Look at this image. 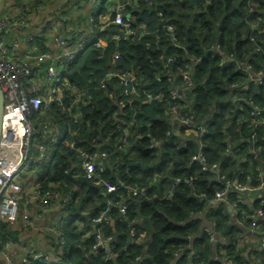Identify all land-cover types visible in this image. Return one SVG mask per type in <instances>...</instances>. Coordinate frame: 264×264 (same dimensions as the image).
Segmentation results:
<instances>
[{"label":"trees","instance_id":"1","mask_svg":"<svg viewBox=\"0 0 264 264\" xmlns=\"http://www.w3.org/2000/svg\"><path fill=\"white\" fill-rule=\"evenodd\" d=\"M132 5V26L145 22L147 33H140L134 41L123 36L122 26H106L101 34L102 46L91 49L78 61L69 77L70 85L83 91L82 97L71 103L74 98L69 99L70 94L65 92L63 103L72 104L69 113L62 111L57 103L51 104L57 113L55 121L69 127L71 135L60 147L53 171L44 180L46 184L41 185L47 188L51 181H58L64 186H80L79 192H83L84 198L90 200L96 195L100 201L97 213L109 208L107 198L113 202L124 198L128 202L127 219L119 220L116 216L114 223L103 225L102 232L108 236L113 228L124 229L134 224L140 229L137 240L127 242L124 239V243L110 241L107 252L113 258L102 264H130L136 255L144 257L142 264H171L173 260V264H190L184 254L174 252L187 242L185 237L193 229L187 222L188 218L199 213L215 221L217 233L226 237L228 243L217 250L218 257L212 259L211 243L206 232L202 231L195 239L199 243L195 252H199L200 258L194 264H222L223 253L233 256L238 264H250L243 254L245 245L230 243L236 233L242 231L228 224L226 204L222 202L217 208L209 204V198L225 188L224 183L209 181L210 172L201 167L203 163L207 166L216 163L227 178L240 181L250 175L251 185L257 182V174H264V123L253 130L254 118L264 117V78L262 83L252 80L251 75L241 72L237 65V62L252 65L254 74L264 72V0H139ZM170 23L175 28L179 47L173 46L164 32L163 25ZM116 35L120 38L115 39ZM216 43L222 45L224 54L215 55L212 47ZM161 53H174V58L165 66L166 62L159 57ZM115 54L119 56L113 59ZM228 55L234 58L224 60L226 65H219L221 60L228 59ZM188 57H200L191 64L194 83L179 88L182 99H171L170 90L184 79L177 74V67L186 63ZM125 71L135 72L136 93L122 94L124 85L117 74ZM108 72L115 75L109 76ZM246 82L244 96L247 101L240 104L232 101L229 94L235 88H231V84ZM145 93L152 94L153 98H145ZM248 101L262 111L254 114ZM172 104H176L182 114L191 117L194 124L212 119L208 132L198 137L186 135L185 126L171 118L169 106ZM77 105L81 111L78 118ZM240 106L243 111L239 110ZM131 118L136 120L133 128L143 137L129 141L132 153L118 151V138L123 135V128ZM183 140L187 144L179 145ZM236 142L241 146L237 158L240 160L242 156L248 161H240L234 172L227 171L231 158L227 156L226 145ZM98 146L117 163L116 170L110 165L102 175L118 186L115 192L106 196L92 182L89 187L69 173L71 166L80 164V150L93 151ZM200 148L205 154L203 163L193 158ZM156 158H159V165ZM169 163L174 177L194 178L190 183L180 182L170 198L163 194L151 198V188L156 187L152 185V177L154 174L158 177ZM23 184L24 190L28 189V181L24 180ZM128 186L144 188L145 191L135 197L129 196ZM77 194L78 190L72 194V200ZM234 199V190L229 189V202ZM80 204L77 201L66 206L70 211L68 218L79 211ZM253 204L264 213L260 199ZM238 206L237 217L241 220L243 215L244 223L248 224L252 208ZM110 210L116 211L115 207H110ZM140 218L142 220L138 222ZM259 221L264 226V218ZM20 227L18 224L16 228L0 224L1 230L12 232L17 238ZM73 229L68 228L69 231ZM83 243L84 250H79L80 242L74 247L77 264H83L84 252L94 243L93 237L84 238ZM166 246L169 248L164 252ZM104 254L105 251L94 254L93 264L100 263Z\"/></svg>","mask_w":264,"mask_h":264},{"label":"built area","instance_id":"2","mask_svg":"<svg viewBox=\"0 0 264 264\" xmlns=\"http://www.w3.org/2000/svg\"><path fill=\"white\" fill-rule=\"evenodd\" d=\"M22 4L18 7L17 4H8V0H0V6L8 4L10 8L0 13V90L3 99V123L0 140V224L5 223L8 227L16 228L19 222L24 225H30L35 219L42 218L46 211H51L53 208V201L57 197V192L51 189L42 188L40 180L48 171L50 163L56 162V155L60 147L68 141V135H71L70 128L66 125H61L55 121L57 115L56 110L51 108L53 102L61 106V110L69 113L72 110V104L65 105L63 97L65 92L69 95V99L74 98L73 103L77 98H81L83 91L74 85H70L69 76L66 69L75 65L87 52L91 49L102 46L100 35L106 26L116 24L123 27V36L131 40H137L139 34L147 33L148 26L145 22H141L136 26H132L133 14L130 10L132 4H136L139 0H101L100 6L97 10V0H89L95 4V15L97 21L94 22L96 28L95 35L91 40L85 39L80 34V29L74 26L73 33L70 36L55 35L53 41L55 49L49 51L47 49H38L32 51L30 46L34 45L38 36L42 33V27L36 29L31 33L29 29L32 27V19L28 14L26 7V0H19ZM38 1V0H32ZM209 1V0H207ZM104 2V3H103ZM97 10V11H96ZM58 13V11H57ZM159 15L162 13L159 12ZM67 19V14L58 13L56 20L61 22ZM94 19V18H93ZM258 19V18H257ZM51 30H56L57 26L52 20L50 22ZM256 27L255 24H252ZM164 32L168 35L173 46H181L176 38L175 28L170 24L163 25ZM120 36L116 35L115 39ZM25 43L27 48L23 49L21 44ZM77 45L76 50H73V45ZM213 52L215 55L224 54L223 47L220 43L213 45ZM256 50H260L259 47ZM76 51V52H75ZM212 54L211 56H215ZM119 54H115L113 59L118 58ZM164 60L165 66L174 58V53L166 55L161 53L159 56ZM232 55H228V59L224 58L219 62V65H226L224 60L233 59ZM200 60V57H188L187 62L182 66L177 67V74L184 79L181 84L170 90L171 99H182L181 86L193 85V71L192 62ZM241 72L249 73L252 80L262 83L264 72L252 73V65L242 64L237 62ZM65 71V75L62 73ZM109 76L115 75L113 72H108ZM124 88L122 94L130 95L136 93V74L134 71H125L118 73ZM246 83H232L231 88H235L229 95V98L241 103L247 101L244 96L247 88ZM67 95V96H68ZM116 97V96H115ZM157 97H160L157 96ZM145 98H153L152 94L145 93ZM248 103L253 107L254 114L260 113L262 110L258 108L252 101ZM123 106V105H121ZM243 111V107H239ZM76 113L78 118L81 116L79 105L76 106ZM169 113L171 118L182 124L184 133L186 135L192 134L196 137L208 132V125L213 122L212 119L201 124H194L191 117L182 114L176 104L169 106ZM136 120L131 118L126 126L123 128V135L118 138L117 150L132 153L129 150V141L137 140L143 137L134 128ZM264 123V117H256L253 120V130L256 131L261 124ZM264 140V136H262ZM175 143V140L173 141ZM49 144L54 147V152L49 153ZM69 144V143H68ZM186 140H183L179 145L185 146ZM240 143H227V156L234 155L237 157L240 150ZM80 164L73 169H69V173H73L74 177L84 175L94 185H100L107 194L113 193L118 186L110 180L103 178V173L107 165V159L110 158L108 152L96 148L93 151L80 150ZM229 154V155H228ZM193 158L203 163L205 159L204 151L200 148ZM46 160V162H45ZM241 162L248 161L241 156ZM254 162V161H252ZM112 163V162H111ZM53 164V165H54ZM115 165H111L113 170H116ZM203 170H208L210 175L209 181L223 182L225 188L217 191L211 198L209 204L213 208H217L220 203H230L231 207L236 211L240 210L238 204L244 207H251L252 213L249 215L250 222L244 223V216L242 215L240 222L246 225V234L237 232L234 240L230 241L233 244L243 243L244 238L248 241L255 240L259 243L260 252L255 256L256 264H264V226L260 224V219L264 218V213L260 207H255V199H248L246 197L247 190L255 189L259 192L260 205L264 204V174H257V182L253 185L249 183L250 175H246L244 181L236 178L229 179L225 172L218 169V165L213 163L211 165L204 164L201 167ZM50 173V172H48ZM46 173V174H48ZM156 176V174H154ZM193 176L175 177L174 187L180 182L190 183ZM24 180L28 181V188L30 192L24 190ZM60 186L65 187L64 185ZM74 186V185H73ZM68 185L66 188L70 189V193L66 192L59 210L60 219L57 223L51 224L46 228V232L50 238L54 237L48 242V248H40L39 241L33 238L23 240L16 237L12 232H5L0 229V264H60L64 261L67 254L74 252V247L78 244L70 238L67 242L69 234L68 228L84 230L83 236H92L93 244L90 249L84 252L83 264H93V256L100 251H105L104 258L98 264H102L105 260H112V256L107 252L110 247L111 236H105L102 232L104 224L114 221L116 216L119 220L127 219L128 202L123 198L120 201L113 202L108 199L109 208L104 211H89L88 220L91 223L89 228L84 227L85 213L77 211L72 213L69 217V212L66 210L68 202L72 201L73 191L76 187ZM129 191V196H138L139 193H144V188L126 187ZM234 190L235 199L233 202L228 200V190ZM35 202L39 209L30 206V202ZM110 207H115L117 210L116 216L112 217ZM202 214V213H199ZM208 228L202 231L206 232L209 242L214 246L211 258L216 259L217 250L223 248L228 242L227 238L217 233L214 220L207 218ZM71 225V226H70ZM22 230V226L19 228ZM140 229L136 225H130L129 236L131 242H135L136 235ZM218 234V237H217ZM146 248V247H145ZM168 246L163 248V251H168ZM181 248H177L174 254H179ZM191 264L197 263L200 255L199 252L193 251ZM222 264H238L233 256L224 254L221 257ZM144 257L136 255L131 259L130 264H142ZM250 264H254L248 260Z\"/></svg>","mask_w":264,"mask_h":264},{"label":"crops","instance_id":"3","mask_svg":"<svg viewBox=\"0 0 264 264\" xmlns=\"http://www.w3.org/2000/svg\"><path fill=\"white\" fill-rule=\"evenodd\" d=\"M100 2L101 0H97V3H98L97 10H98V7L100 6ZM8 4H17L18 7H20L21 5H24L19 0H8ZM8 4L6 3L3 6H0V13H4L5 10L7 11V9L10 8ZM25 4L28 9L27 12L32 19V27L29 29V31L31 33H34L36 29H38L39 27H42L43 29L42 33L38 36L34 45L30 46V49L32 51H37L38 49H42V50L47 49L49 51H53L55 49L53 37L55 35L70 36V34L73 33L75 25L77 26V28L80 29V34L85 39L91 40L92 37H96L95 35L96 28L94 26V22L97 21V15L93 14L95 13V4H93L89 0H38V1L26 0ZM133 10L134 8H132L131 11ZM57 11L58 13L67 14V19L62 20L61 22L55 21L58 15ZM52 20L55 22L57 26L56 30L54 31L51 30L50 22ZM97 38L100 39L101 43H103L102 38H100V35H97ZM21 47L23 49L27 48L25 43H22ZM76 48H77V45L76 44L73 45V50H76ZM89 51L87 53H89ZM87 55L88 54H85L83 58L86 57ZM73 67L74 65L66 69L67 75L69 77L71 75ZM62 73L65 75L64 70H62ZM51 147L52 146L49 144V149ZM49 153L52 154L50 151ZM228 157L231 158L230 162L228 163L231 165H228L226 167V170L227 171L232 170V172H234V170L236 169V166H238L241 160H239L234 155L228 156ZM106 163L107 165H112V166L115 165V162L112 161L111 157L107 159ZM156 163L157 165H159V158H156ZM53 164L54 163H50V165L48 166V171L46 173L48 172L50 173L48 174L45 173L43 175V177L40 180V184L42 185L46 184L44 180L53 171V167H54ZM75 167L76 166H71L69 169H73ZM174 178L175 177L173 176V168L171 164L169 163L168 166H166L163 170L160 171V174L158 175V177L157 176L152 177V185H156V187L151 188L150 197L153 198L154 196H160L163 194L164 196H167L168 198H170L175 188ZM150 184L151 182H149V185ZM42 185H39V186L42 187ZM67 186L63 187L59 185L58 181H51V183L45 189H51L57 192V197L52 203L53 205L52 210L50 212L46 211L45 215L42 218L33 220L30 225H24L22 224V222L18 221V225L22 226V230H19V233H18L19 239H23V240H27L30 238H33L34 240L38 239L39 241L38 246L40 248H44V249L48 248L49 246L48 242L51 241L54 237L50 238L49 234L45 230L49 225L57 223L58 220L60 219L59 210H63L60 208L61 203L63 201L64 196L66 195V192L70 193V189L66 188ZM88 186L90 187L91 185H88ZM93 186H96L98 190H101V194L103 196L107 195L106 191L102 187L98 185H93ZM73 187L77 188L76 190L73 191V193L77 192L78 190V194L73 199V201L75 203L77 201L81 202V204L78 206V210L81 211V213L83 214L85 213L86 216L84 217V220H83L84 227L89 228L91 226V223L87 219L89 216V211L91 209L93 211H96L100 201L98 200V198H96V195L90 198V200H87L86 198H84L83 192H79V190L81 191L80 186L75 185ZM30 190L31 188L26 189L27 192H30ZM246 197L251 200L259 199L258 198L259 192H257L255 189H252L251 192L249 193L247 192ZM68 203L70 204V206L73 205L72 201ZM30 206L31 207L34 206L36 209L40 208V207L38 208L35 202L33 201L30 202ZM226 209H227V215H228V224H233L234 227L237 228V230L242 231V234H246V228H245L246 225H243L240 222L239 218L237 217L236 211L233 209V206L231 207V204L227 203ZM117 210L116 211L114 210L112 212L110 210L109 213H111L112 217L116 216ZM141 220L142 219H139L138 222ZM187 222L192 224L193 229L190 231L189 235L185 237V239H187V242L181 245L180 247L181 251L179 252V254H184V256H186V259L189 260V263L191 264L192 256L194 253L193 251L196 249L197 245L199 244L195 242V239L199 236V234L202 232L203 229L208 228L209 222H208L207 217L204 216L203 214H193L188 218ZM129 228L128 227L124 229L113 228L110 231L111 235H109L111 236V240L118 241L119 243H122L123 241L124 243V239H125V241L127 240L128 242V240H130ZM151 230H152V227H151ZM83 233H84V230L73 229L69 231V234L67 236V238L69 239L71 238L75 242L77 243L80 242L82 244V245L79 244L80 245L79 250H84L83 239L86 237L83 236ZM125 234L127 235L126 238H125ZM87 237H90V236H87ZM243 244L245 245V247L243 248L244 250L243 254L246 260H249L250 262L256 264L255 256L258 255L260 252L259 243H257L255 240L248 241L246 238H244ZM210 248H211V256H212V251L215 250V248L212 244L210 245ZM174 262L175 261L173 260L171 264H173Z\"/></svg>","mask_w":264,"mask_h":264},{"label":"water","instance_id":"4","mask_svg":"<svg viewBox=\"0 0 264 264\" xmlns=\"http://www.w3.org/2000/svg\"><path fill=\"white\" fill-rule=\"evenodd\" d=\"M2 112H3V99H2V94H1V90H0V140H1L2 123H3ZM76 179L80 182L86 183L87 185H92L91 182L88 180V178L84 175H78L76 177ZM247 192L249 193V192H251V190H247ZM217 237H218V234H217Z\"/></svg>","mask_w":264,"mask_h":264},{"label":"rangeland","instance_id":"5","mask_svg":"<svg viewBox=\"0 0 264 264\" xmlns=\"http://www.w3.org/2000/svg\"><path fill=\"white\" fill-rule=\"evenodd\" d=\"M237 1H239V0H237ZM54 147H51L50 149H49V151L50 152H54ZM69 238H67V242L69 243ZM60 264H77V261H76V259H75V257H74V254L73 253H71V255L70 254H67L66 255V258L64 259V261L62 262V263H60Z\"/></svg>","mask_w":264,"mask_h":264}]
</instances>
